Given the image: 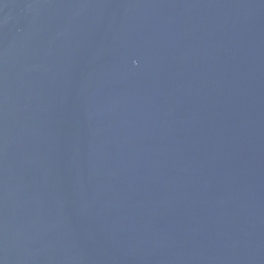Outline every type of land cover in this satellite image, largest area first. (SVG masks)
Returning <instances> with one entry per match:
<instances>
[{
    "label": "water",
    "instance_id": "1",
    "mask_svg": "<svg viewBox=\"0 0 264 264\" xmlns=\"http://www.w3.org/2000/svg\"><path fill=\"white\" fill-rule=\"evenodd\" d=\"M0 264H264V0H0Z\"/></svg>",
    "mask_w": 264,
    "mask_h": 264
}]
</instances>
